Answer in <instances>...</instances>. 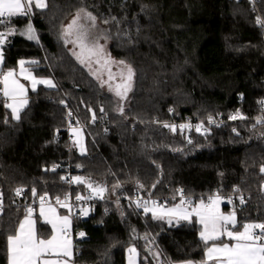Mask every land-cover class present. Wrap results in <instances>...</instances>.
Listing matches in <instances>:
<instances>
[{
  "label": "trees",
  "instance_id": "obj_1",
  "mask_svg": "<svg viewBox=\"0 0 264 264\" xmlns=\"http://www.w3.org/2000/svg\"><path fill=\"white\" fill-rule=\"evenodd\" d=\"M48 3L49 9L43 13L34 10L40 44L17 35L5 52L6 68L15 67L19 59L38 60L35 73L53 78L57 87L39 86L36 92L30 91V104L19 122L11 120L0 104V193L5 206L0 232L22 218L23 207L32 203L33 187L39 194L47 191L53 201L68 193L74 199L77 193L87 195L85 186L61 180L77 175L109 187L116 182L123 186L94 203L87 217L74 219V228L86 234L77 245V264H127L126 249L131 244L140 251V264H156L145 251L144 240L132 239V229L140 237L145 233L155 237L165 264L202 259L198 225L169 227L153 221L129 207L126 197L147 198L151 192L153 199L173 204L178 203L172 196L180 188L198 199L217 191L229 194L239 186L250 196L239 208L238 219L264 221V174L259 170L264 164V126L253 129L257 100L264 97V28L256 24L258 16L264 18V0H258L256 7L252 0ZM82 6L99 21L113 16L119 21V25L103 26L112 37L107 41L108 52L136 71L134 89L125 103L127 119L114 111L116 97L100 88L71 55L72 46L65 47L58 37L61 24H67ZM25 23L14 19L12 26L22 28ZM101 106L107 113L103 119ZM89 107L96 111L95 124L90 121ZM237 107L250 118L213 127L206 136L194 128L185 130L183 136L174 135L153 123L179 125L209 115L224 116ZM68 109L73 112L72 124L77 126L78 119L84 128L86 155L72 144ZM185 136L193 144H187ZM175 148L183 151H173ZM53 165L59 167L51 171ZM158 179L160 183L153 189ZM137 181L144 189L138 190ZM17 187L26 189L22 197L15 196ZM117 197L120 210L113 203ZM223 209L231 210L225 204ZM0 264H7L3 234Z\"/></svg>",
  "mask_w": 264,
  "mask_h": 264
},
{
  "label": "snow or ice",
  "instance_id": "obj_2",
  "mask_svg": "<svg viewBox=\"0 0 264 264\" xmlns=\"http://www.w3.org/2000/svg\"><path fill=\"white\" fill-rule=\"evenodd\" d=\"M49 9L48 0H0V104L10 113L11 120L19 122L21 114L30 104L29 91L36 92L38 87L43 85L46 88L54 89L57 84L52 78L38 77L35 74L40 61L31 59H19L13 68H6L5 52L11 42V38L19 35L27 41L40 44V34L33 23L34 10L43 13ZM14 19H24V26H12ZM119 21L116 17L103 20L104 24ZM256 24L264 28V19L259 16ZM98 30V17L89 11L87 7H79L72 15L67 24H61L60 39L65 47L72 45L69 49L81 67L85 68L99 84L100 88H107V91L116 97V111L120 116H125V103L129 94L134 89L136 71L133 66L124 60H115L107 50V41L112 37L107 30ZM97 33V34H94ZM119 35V33L117 34ZM101 40L105 41L101 43ZM117 71H113V67ZM26 81V83L22 82ZM61 104L65 102L60 101ZM261 115L256 117L255 124L264 126V100H261ZM91 113L90 121L95 124L97 121L96 111L88 108ZM170 112L174 111L169 109ZM99 112L103 119L107 113L103 106ZM73 113L68 111V128L71 134L73 146L79 149L81 155L87 154L85 145L84 128L80 126L77 119L73 126ZM229 120H246L247 117L237 110L229 115ZM9 122L5 116L4 123ZM208 124H217L212 116L208 117ZM163 128L169 129L172 134L184 135L185 130H194L200 135L206 136L209 129L204 126V122L196 125L191 123L170 124L168 122L153 121ZM218 126V125H217ZM107 131V129H105ZM233 132L239 133L235 128ZM264 137V132L261 133ZM187 144H193L190 136L184 137ZM173 151H183L182 148H175ZM59 167L53 165L51 171ZM82 165H77V168ZM159 167V165L157 166ZM46 171L48 169H45ZM260 173L264 174V164L260 166ZM162 175V170H161ZM61 180L76 185H83L88 194L77 193L75 203L72 201L71 193L63 198L57 195L53 198L45 191L39 194L35 187L31 188L32 203L23 207L22 218L16 220L8 229L0 234L5 235V248L7 264H75V254L77 252L72 236L73 218L87 217L91 206L88 204L92 200H104L106 195L115 194L123 186L116 182L111 187L93 181L90 177L71 176L61 177ZM160 183L158 179L152 188L155 189ZM138 190L144 189V185L137 181ZM264 188V185H262ZM26 189L17 187L14 192L16 197H22ZM178 198V203L169 206L168 201L161 202L153 199L149 192L147 198L137 195L134 199L126 197L129 207L134 211L139 210L146 217L157 222L166 223L170 227L187 225H198V236L203 245V257L200 261L188 260L183 264H264V221H253L238 219V210L246 204V198L239 186H234L233 196L224 197L219 191L208 195L206 198L193 197L185 192L183 188L177 189L172 196V200ZM238 200V205L236 201ZM38 202V211L37 205ZM115 203L120 210V198L117 197ZM231 205V210H222V204ZM3 193H0V217L4 214ZM59 209L66 210L61 213ZM107 212V209L105 210ZM123 215V212H121ZM50 229V234H41V228ZM132 239H143L145 251L150 254L156 264H165L161 259V251L155 244V237L145 233L143 237L136 234L132 229ZM83 231L78 233L79 238L85 237ZM127 264H140V251L135 244H131L127 249ZM147 260V256L144 257ZM167 264H171L170 261Z\"/></svg>",
  "mask_w": 264,
  "mask_h": 264
},
{
  "label": "built area",
  "instance_id": "obj_3",
  "mask_svg": "<svg viewBox=\"0 0 264 264\" xmlns=\"http://www.w3.org/2000/svg\"><path fill=\"white\" fill-rule=\"evenodd\" d=\"M253 1V3L255 4V7H256V2L258 1V0H252ZM260 18L261 19H264V18H262L261 16H260ZM261 100H264V97H262L261 99H258L257 100V107H258V112H257V114L253 117V120L255 121V119H256V117H258V116H260L261 115V105H260V101ZM237 110H239L241 113H243L246 117H247V119H249L250 118V116L248 115V114H246L240 107H237L236 109H234V110H232V111H230L227 115H224V116H222V115H209V116H212L213 118H215V120L217 121V124H208V117L209 116H207L206 118H204L203 120H196V121H194V122H189V123H191L193 126L194 125H196V124H198V123H200V122H204V126L206 127V128H208L209 130L211 129V128H213V127H217V125L218 126H220V125H222V124H224V123H226V122H240V121H244V120H236V121H232V120H229L228 119V117H229V115H231V114H233V113H235ZM68 111H71L72 112V110H70V109H68L67 110V113H68ZM73 113V112H72ZM66 118H67V116H66ZM67 121L69 122V120H68V118H67ZM74 126V125H73ZM68 132H69V128H68ZM243 194H244V196H245V198H246V200H247V198L250 196L248 193H244V192H242ZM220 195H222V196H224V197H232L233 196V192H231V193H229V194H221L220 193ZM193 197V196H192ZM194 199V198H193ZM160 200V199H159ZM72 201H73V203H75V199L74 198H72ZM98 200H92V201H89L88 202V204L90 205V206H92L94 203H96ZM161 202H164L165 200H160ZM38 203V202H37ZM236 203L238 204L239 202H238V200L236 201ZM225 205H227L228 207H232L231 205H228V204H226L225 203ZM81 231H83V230H80V229H76V228H74V226H72V236H73V240H74V244L76 245V248H77V245H78V243L82 240V239H84L85 237H83V238H79L78 237V233L79 232H81ZM84 232V231H83ZM85 233V232H84ZM86 236V235H85ZM79 252V249L77 248V252L76 253H78ZM75 264H77V263H75Z\"/></svg>",
  "mask_w": 264,
  "mask_h": 264
},
{
  "label": "crops",
  "instance_id": "obj_4",
  "mask_svg": "<svg viewBox=\"0 0 264 264\" xmlns=\"http://www.w3.org/2000/svg\"><path fill=\"white\" fill-rule=\"evenodd\" d=\"M26 60H31V59H26ZM36 74V73H35ZM37 75V74H36ZM38 76V75H37ZM38 77H43V78H51V77H47V76H38ZM53 79V78H52ZM22 82H24V83H26L27 84V82L26 81H22ZM55 82V81H54ZM41 86H43V85H41ZM29 93H30V91H29ZM75 127V126H74ZM69 134H70V132H69ZM71 135V134H70ZM84 136H85V131H84ZM77 150H78V152H79V149L77 148ZM80 153V152H79ZM36 207H37V211H38V203H37V205H35ZM59 211L61 212V213H65L66 212V210H64V209H59ZM74 219L75 218H73V222H72V226H73V223H74ZM41 234L42 235H44V236H47V235H49L50 234V229H48L47 227H44V228H41ZM177 264H183V262H180V263H177Z\"/></svg>",
  "mask_w": 264,
  "mask_h": 264
},
{
  "label": "rangeland",
  "instance_id": "obj_5",
  "mask_svg": "<svg viewBox=\"0 0 264 264\" xmlns=\"http://www.w3.org/2000/svg\"><path fill=\"white\" fill-rule=\"evenodd\" d=\"M106 28H105V26H103V22L102 21H99L98 20V30H97V33L99 32V31H104ZM97 33H94V34H97ZM58 37L60 38V34H58ZM101 43H104V41H102L101 40ZM69 46H72V45H69ZM113 71L115 72V71H117V68L114 66L113 67ZM263 185H264V183H263ZM211 195V194H210ZM174 204V203H173ZM172 204H169V206H171ZM221 207H222V210L223 211H225V212H227V210H224L223 209V204L221 205Z\"/></svg>",
  "mask_w": 264,
  "mask_h": 264
},
{
  "label": "water",
  "instance_id": "obj_6",
  "mask_svg": "<svg viewBox=\"0 0 264 264\" xmlns=\"http://www.w3.org/2000/svg\"><path fill=\"white\" fill-rule=\"evenodd\" d=\"M182 224H183V223H182ZM182 224H181V225H182ZM181 225H180V226H181ZM169 227H170V226H169ZM177 227H179V226H177Z\"/></svg>",
  "mask_w": 264,
  "mask_h": 264
}]
</instances>
